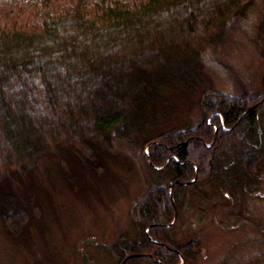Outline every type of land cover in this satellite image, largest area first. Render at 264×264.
<instances>
[{"label":"trees","instance_id":"obj_1","mask_svg":"<svg viewBox=\"0 0 264 264\" xmlns=\"http://www.w3.org/2000/svg\"><path fill=\"white\" fill-rule=\"evenodd\" d=\"M253 1L0 0L5 234L30 238L42 215L34 185L22 197L13 192L20 174L62 150L99 176L115 161L116 145L140 140L142 159L166 183L134 203L141 242L122 246V235L117 264H192L199 243L176 246L169 236L188 195L209 200L203 187H210L231 204L264 195V101L248 111L264 96V76L258 94L203 89L195 127L154 130ZM39 11L40 22L27 18ZM257 32L264 42V11Z\"/></svg>","mask_w":264,"mask_h":264},{"label":"rangeland","instance_id":"obj_2","mask_svg":"<svg viewBox=\"0 0 264 264\" xmlns=\"http://www.w3.org/2000/svg\"><path fill=\"white\" fill-rule=\"evenodd\" d=\"M263 11L264 0H254L233 19L154 131L195 127L203 89L235 97L263 91L264 42L257 32ZM42 17L39 11L27 18L40 22ZM141 142L133 148L116 145L115 161L99 176L62 150L20 174L13 192L22 197L34 185L42 215L30 226L28 239L11 240L0 224V264H117L122 235V246L141 242L131 216L134 203L149 188L166 183L142 159ZM203 191L209 200L186 197L169 232L174 244L199 243L192 264H264L259 235L264 231V195H239L231 204V197L217 196L210 187Z\"/></svg>","mask_w":264,"mask_h":264},{"label":"water","instance_id":"obj_3","mask_svg":"<svg viewBox=\"0 0 264 264\" xmlns=\"http://www.w3.org/2000/svg\"><path fill=\"white\" fill-rule=\"evenodd\" d=\"M262 100H264V97L262 98ZM262 100H261V101H262ZM261 101H260L258 104L254 105L252 108H250L248 111H250V110H252L253 108L257 107V106L261 103Z\"/></svg>","mask_w":264,"mask_h":264}]
</instances>
